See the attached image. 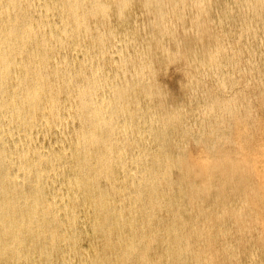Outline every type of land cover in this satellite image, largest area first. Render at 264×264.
<instances>
[{
    "label": "bare ground",
    "instance_id": "1",
    "mask_svg": "<svg viewBox=\"0 0 264 264\" xmlns=\"http://www.w3.org/2000/svg\"><path fill=\"white\" fill-rule=\"evenodd\" d=\"M136 1L146 16L145 35L153 32L156 37L149 35L148 38L155 50L165 52L161 39L167 37L169 40L172 37L171 25L174 22L172 20L174 17L170 19L165 17L168 13L172 15L179 11L183 12L187 6L186 0H169L170 5L165 3L167 0ZM203 1L191 0L190 9L193 12V19H196V13L202 9ZM245 2L246 4L253 2V7H264V0H246ZM133 5L134 0H0L1 264H94L95 262L116 264V261L120 259L114 261L109 258L110 256L107 258L105 252L113 250L114 246L118 247L117 245L120 244L124 245V248L120 254L117 252V255H120L118 257L122 259L118 262L134 264L138 260H133L136 258L132 256L133 249L143 251L153 241L149 233L157 226L152 225L148 217L151 213L154 216L157 205L161 206L159 198L157 201L154 200V194L158 191L155 181L168 186L172 182L168 181L170 179L168 168L171 166H162L159 172L153 168L156 175L153 174L154 172L147 174L145 169L137 170L138 162L139 168L142 162L138 158L143 152L136 154L137 158L132 155L127 156L125 138H118L124 134L126 118L128 116H131V119L136 118V95L130 98L131 94L135 93L134 88L139 87V94L146 98L138 79L141 72L138 68L141 63V53H137L136 61L129 63L135 68L133 73H128V64L122 61V58L126 57L121 54V63L114 69L109 80L97 67H90L87 74L82 69H75L72 74L70 63L72 60L79 63L85 62L82 44L87 42L83 40V37L89 39L94 48L102 52L104 41L113 40L117 26L123 24L126 19H123L124 13L127 11L129 15ZM175 19L179 20L178 17ZM100 28L107 31L106 37L100 36L98 32ZM125 31L122 30V32ZM130 31L131 39L137 40L141 37L134 25H131ZM75 49L79 52H74ZM115 52L119 54L120 50L116 49ZM106 64L111 66L109 60ZM119 75L124 77L119 80L122 84L116 82ZM106 88L114 94H110L115 101L113 106L109 105L111 99L100 94V91ZM117 90H119L118 93ZM71 121L74 122L72 126ZM136 130L140 135L139 127L134 124V133L137 132ZM107 146L114 147L115 150ZM237 154L242 155V153ZM238 155H235L232 160L244 161L245 156ZM207 157L212 155L203 157L200 160V166L197 165L199 161L196 162L198 158L174 160L173 166L179 172L178 177L184 180L183 183L186 180L190 182L187 185L191 191L200 190L204 180L195 185L193 179L200 177L202 173L206 179L215 172L220 173V177L229 179L239 170L233 167L232 172L221 173L222 169L216 170L213 165L208 164ZM141 158L145 159L144 156ZM155 164L158 165L156 160ZM256 165L259 164L247 166L246 171H251L258 178L255 177L263 187L262 194L258 196L264 199V170L260 172ZM142 180L144 181L142 183L150 186L148 187L150 190H146L148 198L145 199L140 196L139 187L142 186L139 182ZM176 182L178 181L174 184H177ZM172 184L169 185L172 186ZM143 185L142 189L146 186ZM164 187L161 186L163 190ZM136 191L138 192L134 194ZM115 195L121 199L119 201L117 200L119 198L114 199ZM161 196L163 197V194ZM124 201H128L129 206L124 207L126 203ZM175 202L178 201L175 199ZM144 206L148 209L143 210ZM90 212L91 216L86 218V214L90 215ZM175 218L178 219L177 215ZM160 220L156 221L159 223ZM106 221L110 223L109 226L104 227L103 224ZM144 221L149 224L144 226L149 228L148 232L141 228ZM175 225H169L167 230L174 234L172 248L179 250L185 238L181 242L177 240L179 236ZM262 225L261 223V227ZM78 226L82 228L88 226L90 229L92 239L88 242V248L78 245L83 233V231L80 232L81 229L78 230ZM186 236L190 237V235ZM158 242L159 240L156 242L157 245ZM187 242V244L190 243L188 240ZM31 243L33 246H30ZM183 243H186V240ZM150 247L152 248L151 245ZM225 248L226 246L224 250ZM226 250L228 251V248ZM143 252V257H146ZM195 254L193 251V255ZM98 255L106 259L101 261ZM137 255L139 256V254L135 256ZM75 257L77 261L73 260ZM143 257L141 256L142 264H148V262L150 264V261L151 263L154 261V259L148 261V258ZM192 257L190 255L193 261ZM29 259L32 261L29 262ZM131 260L134 263H131L133 262ZM180 261L177 262L180 263ZM183 262L182 264H186Z\"/></svg>",
    "mask_w": 264,
    "mask_h": 264
},
{
    "label": "rangeland",
    "instance_id": "2",
    "mask_svg": "<svg viewBox=\"0 0 264 264\" xmlns=\"http://www.w3.org/2000/svg\"><path fill=\"white\" fill-rule=\"evenodd\" d=\"M245 1L204 0L202 9L196 13V19H193V12L190 9L192 2L186 0L187 6L183 12L166 15L165 19L174 17L172 18L174 22L171 25L173 32L169 40L167 37L161 39L165 52H160L158 49L155 50L153 43L148 38L149 35L154 38L156 35L153 32L145 35L146 16L139 7L140 5L134 0V5L129 11L130 14L127 15L126 11L123 15L127 25L123 22L124 25L117 26L118 29L116 28L114 32L113 40L104 41L102 52L95 49L89 39L83 37V40L87 42V44L85 42L82 44L85 62L79 63L73 60L70 62L72 74L75 69H82L87 74L90 67H97L109 80L114 69L121 63V54L126 57L125 59L123 57L122 61L124 64H128V73H133L135 68L129 63L133 60L136 61L137 53H141V63L138 65L141 72L138 79L139 86L143 88L146 98L139 94V87L134 88L135 93L131 94L130 98L136 95V118L131 119V116L126 118L124 134L118 138H125V154L127 156L132 155L137 158L136 154L143 152L142 156L147 162L140 156L138 160L141 159L143 167L140 164L139 168L138 162L137 170L145 169L147 174H151L154 169L159 172L162 166L170 165L168 171L171 174L168 172V178H170L168 181L171 180L172 182L169 184H173L167 186L160 181H155L159 188L156 187V190L160 193L157 191L154 194V200L157 201L159 198L161 206L157 205L154 210L156 213H153L154 216L152 213L149 214L148 219L157 228L150 230L149 236L153 241L148 244L147 249L143 250L144 252L133 249L132 256L136 258L132 259L138 261L134 263L131 260L133 261H130L131 263L142 264L143 252L146 256L143 258H148V261L154 259V261L152 260L153 264H161L163 261V264L166 262V264L168 262L170 264L172 261L174 262L171 264H182V261L186 264H201L202 262V264H264V199L262 196V198L258 196L262 194L263 187L254 173L246 171L247 166L250 167L254 164H259L256 166L260 172L264 170V7H259V9L252 6L253 2L246 4ZM165 3L171 4L169 0ZM136 6L137 8H135ZM177 17L179 20L175 19ZM131 25L139 30L138 34H141L137 40L130 38ZM121 27H124L122 30L126 31L122 32ZM98 32L101 37L107 35L105 29L100 28ZM116 49L120 50L119 54L115 52ZM74 52H79V50L75 49ZM107 60L110 61L111 66L106 64ZM122 78L124 77L119 75L116 82L122 84V81H119ZM118 92L119 90H117ZM100 94L111 99L109 105L115 104V101L112 100L113 97L110 96V94H114L108 88L101 90ZM73 121H71V126L74 125L75 121ZM134 124L139 127L140 135L137 130L134 133ZM114 137L116 138V135ZM153 141L156 143H152ZM107 147L115 150L114 147ZM237 153H242V155ZM207 155H212L209 157L210 159L207 157L208 164L213 165L216 170L222 169L221 173H230L233 167H237L239 173H234L229 179L220 177L218 172L212 173L206 179L202 173L200 177L193 179L195 185L204 180L200 190L191 191L187 185L190 182L184 178L186 181L183 183L184 180L178 177L179 172L173 166L174 160L176 158H180V161L187 158L192 160L198 158L196 162L199 161L197 164L199 165L200 160ZM235 155L245 156L244 161L232 160ZM146 156L148 157L146 158ZM148 160L150 161L148 162ZM155 160L158 165L155 164ZM144 162L149 167L144 166ZM156 172L153 174L156 175ZM173 179H176L175 181H178L176 183L179 184H174ZM142 182L144 181H140L139 184L142 187L143 184L146 186L143 189L139 187L140 196L145 199L148 198L146 190H150L148 188L150 186ZM161 186H165L164 190H166L164 191ZM130 191L133 192V190ZM250 191L253 192L250 193ZM259 197L261 201L258 200ZM114 199L119 201L121 198L115 195ZM175 199L178 201L177 203ZM162 201L164 202L162 203ZM124 202H126L124 207L129 206L128 201ZM163 205L170 207L164 208ZM146 207L144 206L143 210H147L148 207ZM156 209L158 210L156 211ZM88 214H86V218L90 217L92 213ZM176 215L178 219L175 218ZM154 218L163 220H160L159 224ZM144 222L146 223V221ZM144 222L141 228L148 232L149 228L144 226H149V224ZM109 223L106 221L103 226H109ZM171 223L174 225L176 223L174 227L178 229L177 240L180 242L184 238L183 241L186 240V243L181 242L182 247L179 250L175 247L172 248L174 234L167 230L169 225H172ZM251 223H255L254 225L258 227ZM77 228L81 229V231L79 230L81 233L83 231L78 245L88 248V242L92 239L90 229L88 226L84 228L78 226ZM210 228L212 229L210 230ZM254 229L255 231H253ZM153 234L156 235L153 236ZM186 235H190V237ZM151 236L153 238L159 236V238L153 239ZM98 239H100L99 236ZM156 239L159 240L158 245ZM187 240L190 242L189 244H187ZM30 246H33V243ZM117 246H114V249L116 248L118 251L106 250L107 254L105 252V255L107 258L110 256L109 258L114 261L120 259L118 261L121 262L122 259L118 257L120 255H117V252L120 254L124 245ZM161 246H163L162 249ZM186 246L189 248L187 249ZM225 246L228 251L226 248L224 250ZM161 250H164L163 252L167 255ZM193 251L194 254H197L193 255ZM135 253L139 256H135ZM100 255L98 257L101 258V261L106 259ZM168 255L169 259H167ZM190 255L193 256V261ZM114 256L117 258H113ZM186 256L188 259L185 258ZM30 260L32 261V259L28 261L31 262ZM73 260L77 261V257ZM194 260L199 261L195 262ZM118 261L116 264L119 263ZM152 263L150 261V264ZM94 264L99 263L95 262Z\"/></svg>",
    "mask_w": 264,
    "mask_h": 264
}]
</instances>
